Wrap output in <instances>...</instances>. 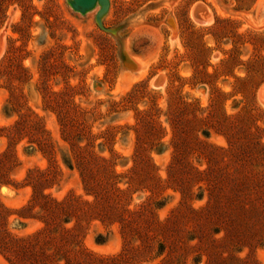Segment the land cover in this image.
Listing matches in <instances>:
<instances>
[{"label": "rangeland", "instance_id": "374dc122", "mask_svg": "<svg viewBox=\"0 0 264 264\" xmlns=\"http://www.w3.org/2000/svg\"><path fill=\"white\" fill-rule=\"evenodd\" d=\"M202 3L206 24L192 18ZM158 77L164 79L160 88L154 86ZM72 104L79 111L73 124L81 129L70 141L73 148L107 159L121 188L150 164L158 187L134 184L127 191L130 206L142 205L165 222L181 202L168 180L177 108L184 107L185 121H195L190 125L198 141L224 149L220 116L234 121L252 110L264 141V0H96L86 10L72 0H2L0 224L12 237L41 229L44 196L90 199L61 127ZM185 158L188 167L207 168L198 150ZM221 164L231 165L227 155ZM258 166L262 172L264 157ZM40 177L45 181L37 183ZM204 189L191 190L188 205L196 211L206 205ZM185 225L183 246L191 248L172 264H207L205 245L190 240L198 227ZM212 227L206 232L217 241L220 264H264V242L243 247ZM155 240L133 264H160L165 255L157 256ZM82 244L103 258L125 249L120 226L96 220L87 222ZM0 264H10L1 253Z\"/></svg>", "mask_w": 264, "mask_h": 264}, {"label": "trees", "instance_id": "16d2710c", "mask_svg": "<svg viewBox=\"0 0 264 264\" xmlns=\"http://www.w3.org/2000/svg\"><path fill=\"white\" fill-rule=\"evenodd\" d=\"M177 112L176 120L170 119L174 154L168 180L180 192L181 202L165 222H159L142 205L130 206L131 196L127 191L134 184L151 181L158 187L150 164L145 162L141 172H133L128 187L121 188L119 175L107 159L82 155L79 147L73 148L70 141L81 129L73 124L79 111L72 104L62 113L61 127L90 199L72 193L62 200L44 196L40 206L41 229L26 238H15L0 224V253L10 264H133L135 257L151 251V241L157 239V256L165 255L160 264H172V260H177L191 248L183 246L182 242L183 228L190 222L195 223L199 231L190 240L197 239L199 246L205 245L207 264L223 261L218 256L217 241L209 239L206 232L210 225L215 235L224 231V238L232 243L249 248L254 244L261 246L264 242V169L262 172L256 169L264 157V141L259 135L262 130L254 125L252 110L239 114L234 121L225 114L220 116L216 123L227 139L226 149L198 141L191 128L195 121L182 118L184 107L177 108ZM197 150L207 165L203 171L188 167L185 161L189 153ZM226 155L231 165L221 164ZM36 181L41 183L45 179L40 177ZM195 186L198 189L204 186L207 193L206 205L199 211L188 205ZM92 220L120 226L125 243L122 254L111 258L96 257L84 248L85 226ZM134 240L140 243L137 249L128 247ZM199 263L198 259L193 261V264ZM235 264L252 263L237 261Z\"/></svg>", "mask_w": 264, "mask_h": 264}, {"label": "water", "instance_id": "95a60500", "mask_svg": "<svg viewBox=\"0 0 264 264\" xmlns=\"http://www.w3.org/2000/svg\"><path fill=\"white\" fill-rule=\"evenodd\" d=\"M73 2V5L75 8H79L81 10H86V9H89L91 8L96 0H88V1H85V0H72ZM203 4H196L194 7H193V11L195 13V15H197L198 13H203ZM196 22V21H195ZM164 84V80H163V77H159V79H157L155 82H154V86H156L157 88L163 86Z\"/></svg>", "mask_w": 264, "mask_h": 264}, {"label": "bare ground", "instance_id": "6f19581e", "mask_svg": "<svg viewBox=\"0 0 264 264\" xmlns=\"http://www.w3.org/2000/svg\"><path fill=\"white\" fill-rule=\"evenodd\" d=\"M85 1H88V0H85ZM203 8H204L203 9V13H198L197 15H195L194 11L192 10V16H193L192 18H194L196 20V22H198L199 24H206V23H208V20H209V11H208V8L205 5L203 6ZM157 79H159V77Z\"/></svg>", "mask_w": 264, "mask_h": 264}]
</instances>
